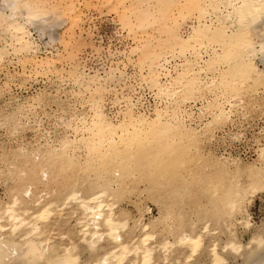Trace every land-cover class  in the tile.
I'll list each match as a JSON object with an SVG mask.
<instances>
[{
	"label": "bare ground",
	"instance_id": "6f19581e",
	"mask_svg": "<svg viewBox=\"0 0 264 264\" xmlns=\"http://www.w3.org/2000/svg\"><path fill=\"white\" fill-rule=\"evenodd\" d=\"M78 2L0 0V70L15 61L79 100L0 83V128L35 134L0 152V264H264L248 210L264 145L253 162L207 148L264 115V0H101L133 39L122 50L84 29Z\"/></svg>",
	"mask_w": 264,
	"mask_h": 264
},
{
	"label": "rangeland",
	"instance_id": "374dc122",
	"mask_svg": "<svg viewBox=\"0 0 264 264\" xmlns=\"http://www.w3.org/2000/svg\"><path fill=\"white\" fill-rule=\"evenodd\" d=\"M83 1L79 0V7L83 8V12L86 16L83 15L84 20L82 21V26L84 29H88L87 27H93L95 24L96 26L99 27V32H96L94 34V38L97 41L102 40V46L106 50L107 45L110 41H112V45L116 48L117 50H122V47L129 46L131 47L133 43V39L131 37H127V33L125 30L121 29V23H119L120 20H118L117 14L113 11H110V7L107 5H104V3H101V0H97L94 2L96 4L95 6H89L85 8L83 7ZM81 4V5H80ZM106 4V3H105ZM104 5V6H103ZM96 7V8H95ZM104 13V14H103ZM93 17V18H91ZM87 20V22L85 21ZM91 20V21H90ZM94 20V21H93ZM116 20V21H115ZM93 21V23H92ZM102 22V24H101ZM87 23V24H85ZM91 24V25H90ZM82 27V29H83ZM119 27V28H117ZM83 29V30H84ZM114 29V30H113ZM122 30L121 34L126 35L125 37L127 38H120L117 37V33L120 34V31ZM119 32H118V31ZM62 30H58L57 32L61 33ZM125 31V32H124ZM86 32V31H84ZM115 32V33H114ZM85 33V37L87 39V42L85 41V46H84V53L87 58H93L91 57V51H93L95 44L93 43L94 40H91L88 36V34ZM116 34V35H115ZM97 35V36H95ZM111 37V38H110ZM101 38V39H100ZM114 38V39H112ZM46 40V39H45ZM120 40V41H119ZM121 40H123L121 42ZM109 41V42H108ZM127 41V42H126ZM108 42V43H107ZM124 42V43H123ZM93 43V44H91ZM107 43V45H106ZM127 43V45H125ZM105 44V45H104ZM87 45V46H86ZM92 45V46H91ZM123 45V46H122ZM90 47V48H89ZM126 48V47H125ZM16 59L14 56L11 58V60ZM95 60V61H94ZM93 63H96V59H92ZM23 68L21 64H17L15 61L14 63L12 62L11 64L7 63L6 68L0 70V83L9 79V81L12 83L11 88L13 91V94L19 96L21 99L22 98H30L31 96L36 95L37 93H42L44 94L46 98L49 97V93L53 92L54 95H58L59 100L66 102L67 104L69 101H77L74 103L79 104L78 98H68L69 94L68 92L71 89V86H68L67 84H62V83H54V82H49L47 81L44 77H34L33 79L28 80V77L26 76V73H23ZM134 66L130 65L129 70H134ZM8 75H11L9 77ZM12 80V81H11ZM66 86V87H65ZM62 87V88H61ZM61 88V89H60ZM45 89V90H44ZM59 89V91H57ZM57 91V92H56ZM68 91V92H67ZM59 93V94H58ZM63 93V94H62ZM65 94V95H64ZM8 97H5L3 99H0V107L5 106L6 102L5 100ZM44 99V98H43ZM68 101V102H67ZM73 104V103H72ZM52 108L49 109L50 112H52V109L56 108L55 110L61 109L63 106H58L55 103L52 102L51 104ZM257 113V114H256ZM251 117L248 118V120L242 118L239 124L237 123L235 127H232L231 129L233 131L239 132V130H242L244 133V137L241 138V140H232L227 132H218V137L215 142L211 143L209 147L211 150H213L216 154H231L233 156L241 158L244 162H253V160H256L258 158V143H261L264 145V115L260 114V112H255L253 111L250 115ZM245 121V122H244ZM49 124H51L49 126ZM49 124H46V127H50L52 131V135H56V133H63L64 132V126L62 122H60L58 119H55L54 117H51V120H49ZM54 124V125H53ZM58 125V127H57ZM243 125V127H240ZM61 127V128H59ZM228 127V128H229ZM59 137V136H54V138ZM260 139H257V138ZM257 139V140H256ZM29 143H35V134L32 131H27L24 133V135H17V136H12L9 135L8 132L2 128H0V152L3 150L10 151L11 149L17 148L19 144H29ZM257 149V151L255 150ZM1 181V180H0ZM6 185L4 182H0V198L6 199L5 195V190H6ZM149 205L152 206V215L156 216L158 214V209L151 204L150 202L148 203ZM124 206L127 207L132 211L134 215H137V210L134 207L133 204L130 202H125ZM132 207V208H131ZM249 213H250V219L252 220V223H254L256 226L264 224V192L259 193L255 198L254 201L249 205L248 207ZM150 216L147 215V219ZM57 232H54L56 234ZM222 238H225L222 236ZM249 238V235H245L242 239L243 241H247ZM84 259L87 258V255H84ZM242 263V261H239Z\"/></svg>",
	"mask_w": 264,
	"mask_h": 264
}]
</instances>
